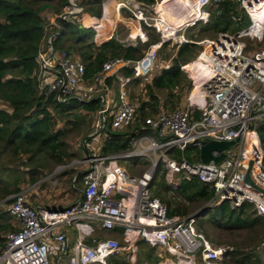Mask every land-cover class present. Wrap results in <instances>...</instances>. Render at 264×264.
<instances>
[{
    "label": "built area",
    "instance_id": "2783aa9c",
    "mask_svg": "<svg viewBox=\"0 0 264 264\" xmlns=\"http://www.w3.org/2000/svg\"><path fill=\"white\" fill-rule=\"evenodd\" d=\"M187 1V20L177 27L163 12L149 19V23L142 11L135 17L160 36V44L171 40L179 46L189 42L186 28L207 23L211 9L222 0ZM235 1L247 13L250 23L239 31L219 33L206 41L197 55L208 74L200 85L205 90L201 99L191 100L189 94L186 106L170 111L159 106L145 117L140 116L138 104L131 101L128 87L132 78L150 79L158 44H149L134 61H105L101 72L90 81L77 56L54 49L55 32L45 37L37 55L38 88L54 92L58 102L98 99L96 129L84 140L87 155L80 161L84 167L77 199L64 207L48 208L32 205L21 189L7 199L9 202L5 201L4 209L15 223L4 236L0 264H113L109 260L117 257L124 259V264H137L139 240L158 249L161 258L166 254L174 256L178 264H224L225 252L231 248L213 246L197 231L195 213L169 216L166 205L152 194L149 183L154 168L161 163L165 177L178 179L175 186L180 179L192 177L209 184L213 189L209 204L225 200L238 207L250 202L256 213L264 216V151L255 128L257 123H264V48L247 52L243 41L246 36L264 39V27L253 19L254 12L263 8L264 0ZM63 9L56 18L70 20L82 10L73 0H68ZM56 18L49 23L51 26ZM139 37L148 42L142 31ZM123 67L132 68L131 76L120 73ZM129 126H137L136 132L148 133L132 137L130 148L123 152L101 155L95 149L99 136L108 137V127L123 131ZM211 139L237 141L222 150L224 157L219 162H202L199 148ZM187 147L197 150L198 159L168 155L172 149L183 151ZM135 156L150 161V166L138 176L118 163ZM250 161L249 176L254 185L244 181ZM69 229L74 231L73 243L67 236ZM96 229L117 233L122 243L115 237L96 239Z\"/></svg>",
    "mask_w": 264,
    "mask_h": 264
},
{
    "label": "trees",
    "instance_id": "16d2710c",
    "mask_svg": "<svg viewBox=\"0 0 264 264\" xmlns=\"http://www.w3.org/2000/svg\"><path fill=\"white\" fill-rule=\"evenodd\" d=\"M138 1L151 4L154 2V0ZM102 2L103 0H79L78 5L83 12L100 18ZM166 2L172 7L170 10L174 14L187 20L189 14L187 0L185 2L167 0ZM67 5L68 0H0V102L6 106L0 107V158L4 154H9V164L15 160L14 156L20 154L28 155L26 160H22V164H27V160L30 162L35 156L43 157L45 160L52 158L57 163L70 159L71 154L67 151V143L64 139L65 128H56L58 122L65 121V124L77 126L76 120L84 118L81 111L93 115L99 108L98 99L88 102L76 99L58 102L55 100L54 92L49 93L38 88L37 55L47 35L55 32L52 40L54 49L63 50L68 55H76L84 64L85 77L91 79L90 81H93L94 77L101 72L105 61L114 58L137 60L149 44L159 41L155 35L142 45H123L114 34L108 40L96 44L94 29L82 26L78 22V14L73 15L70 20H61L57 17L52 26L42 17V11L46 8L52 9L54 14H59ZM253 19L256 24L262 22L259 16L254 15ZM249 23L247 13L239 8L237 1L222 0L211 9L208 22L199 23L195 27L198 28L200 39L203 37L214 39L219 33H234L246 28ZM74 28L80 29V33L70 35V30ZM194 37L188 35L189 42L180 44L175 54L171 57L169 55L168 67L161 68L151 81H146L143 89L147 98L144 100L139 98L138 102L141 117L156 112L159 106L167 111L177 107L180 99L178 89L183 86L191 88L190 81L182 68L185 64H187L185 69L190 73L195 71L199 76L204 74L200 63L201 58L189 64L201 51V46L196 42L200 39ZM167 44L168 42L161 43L158 52L163 51ZM245 49L247 50L248 47L246 46ZM120 73L131 76L132 68L123 67ZM198 75L196 81H198ZM107 80L109 83L110 78ZM141 82L139 78H132L130 85H141ZM197 89L199 92L193 90L190 94L191 100L202 95L199 86ZM163 93L164 96L161 97L160 94ZM146 108L150 112H147ZM137 128L135 126L132 131H127L128 129L113 131L108 127V137L103 142L100 154L123 152L129 148L132 137L148 133L147 130L136 132ZM255 128L264 151V123H257ZM191 150V147L183 151L172 149L168 155L175 159L185 156L189 160L192 159L189 153ZM141 158L135 156L123 159V165L131 170L133 165L140 162L146 163ZM194 159H198V156L195 155ZM34 165L40 167L42 163ZM4 170H8L6 163L0 161V183L6 180L1 177V172ZM82 176V173H79L77 179ZM8 177L14 179L11 184L13 189L6 188L0 194L1 199L11 191L16 193L21 190L18 187L20 172L17 171L14 176L8 175ZM165 178L162 164L157 163L149 188L152 194L166 205L169 216H186L195 213L197 231L202 233L213 246L231 248L225 252L227 259L224 264H263L258 250L264 243V216L256 213L252 203L243 202L238 207H232L225 200L217 204H209L213 198V189L209 184L192 177L180 179L175 187H171ZM7 215V211L0 213V233L13 229L10 222H1ZM241 236V240L230 242L231 238ZM4 243L5 238L0 236V252ZM137 243L139 245L137 264H157L160 261L161 257L153 247L143 240ZM110 261L113 264H120L117 258Z\"/></svg>",
    "mask_w": 264,
    "mask_h": 264
},
{
    "label": "rangeland",
    "instance_id": "374dc122",
    "mask_svg": "<svg viewBox=\"0 0 264 264\" xmlns=\"http://www.w3.org/2000/svg\"><path fill=\"white\" fill-rule=\"evenodd\" d=\"M79 1V0H78ZM77 1V3H78ZM109 0H103L102 2V7L104 4H107ZM117 2L120 1H127V0H115ZM130 3H126L127 7H123L124 9H121V18L117 19L116 21H113V27L115 29L114 34L119 42H121L123 45H142L144 41L141 40L139 37L140 32L142 31L145 34V38L148 40L149 38H152L153 36H157L159 40L161 39L158 34H156L151 27L146 26L143 21H138L135 17V14H138L139 11H142L144 13V18L145 21L149 23V19L153 18L154 16L157 15L158 12H161V8H169L172 9V7L168 6L167 0H154V2L151 3H146V2H139L138 0H130ZM180 2H183V0H180ZM165 5V6H164ZM120 6V5H119ZM263 8H260L259 10L254 12V15L259 16L262 20L261 23L257 24L260 27H264V6ZM64 10V9H63ZM62 10V11H63ZM163 12V11H162ZM176 15V14H175ZM56 14L52 12V9L46 8L44 11H42V17L46 22L50 20L52 23V19H49L51 17H55ZM79 16V14H78ZM177 17L183 18L181 16L176 15ZM111 19H114L113 17ZM186 22V21H185ZM183 21V23H185ZM82 25V24H81ZM83 26V25H82ZM108 27V25H106ZM92 28V27H91ZM49 30V28H47ZM141 29V30H140ZM255 29V28H254ZM56 30V29H54ZM52 30V31H54ZM75 33H80V29L78 30L77 28H74L73 30H70V35H73ZM133 33H137L136 36L132 37ZM186 38H188V35H193L195 36L194 38L200 39L198 35V28L195 26L186 28L185 31ZM213 38H208V37H203L202 39L196 41L200 46L201 50L203 49L204 45L206 44L207 40H211ZM243 41L245 43V46L248 47L247 52H252L254 50H259L264 48V39L262 41L257 40L256 38L253 39L249 36H246L243 38ZM168 44L165 47L163 51H159L158 55L156 57L155 61V66L153 71L150 73V79L148 80L151 81V78L155 76L156 74L159 73L161 68L165 67L167 64H169V55L170 57L173 56L177 50V45L173 44L172 41H167ZM163 43V42H162ZM154 44H158V49L159 46L161 45L158 41L155 42ZM147 48V47H146ZM145 48V49H146ZM144 49V50H145ZM76 56V55H74ZM197 59V56L193 61H191L189 64L194 62ZM187 65V64H185ZM185 65L182 67L184 73L186 74L187 79L190 81L191 88H187L185 86L180 87L178 89V94L180 95V99L177 102V107H182L187 105V98L188 95L193 92H199L197 89V82L196 78L194 79V83L191 77H193V74L195 73L192 72L190 73L185 69ZM202 72L205 74L206 70L202 69ZM141 85H135L132 84L128 87V92L129 96L132 102L138 104L140 101L139 98L144 100L146 97L145 90L143 87L146 85V80L141 79ZM194 84V86H193ZM202 91H205L203 86L201 87ZM191 92V93H190ZM203 95V92H200ZM199 93V94H200ZM115 94H117V89H115ZM161 97L164 96L163 94H160ZM161 99V98H160ZM0 107L4 108L6 107L5 104L0 102ZM82 116L84 117L83 119L78 118L77 121V126L74 124H65V121L63 122H58L56 128H65V135L64 139L67 143V151L71 154L70 159L64 160L60 163L55 162L54 159L49 158L48 160H45L43 157H33L31 161L29 162L27 160V164H22V160H26L28 155L25 154H20L18 156H14L15 160L11 162V164L8 163V160H10L9 154H4L0 158V161L3 163H6V169L3 172H1V177L5 178L6 180L1 181L0 183V194L4 192V190L7 188L9 190L13 189V180L12 178L8 177V175H13L18 171L20 172V179L18 183L19 189H22L25 191L26 196L28 197V201L32 204H38L40 206H48L50 208L52 207H57V206H63L66 204L67 199H69L72 194L74 193L72 189V182L74 179L75 174H78L81 172L83 169V165L80 164V161L82 160L84 155H87L86 152L83 150L85 149L84 146V140L88 139L91 134L95 132V119H96V114H91L87 113L84 111H81ZM135 126H129L127 131H132V129ZM98 144L95 147L98 152H101V147L103 145V142L105 140V136H99L98 137ZM90 141L88 142V144ZM130 148V147H129ZM128 149V148H127ZM190 157L194 159L195 155H197V150L192 148V150L189 152ZM159 154V153H158ZM187 158V157H186ZM142 159V158H141ZM188 159V158H187ZM189 159V160H192ZM146 163H138L136 165L132 166V169L129 170L126 168V170L134 175L138 176L140 175L143 171H145L149 166H150V161L148 159L143 158V162ZM33 162V163H32ZM42 165L38 167L36 164ZM120 165H123V159L118 162ZM125 167V166H124ZM37 168V169H35ZM16 170V171H15ZM34 170V172H32ZM10 172V173H9ZM12 173V174H11ZM73 174V175H72ZM64 176H66L64 178ZM15 178V177H14ZM64 179V180H63ZM166 182L169 183L171 187H175V184L177 182V178H172L168 179L167 177L165 178ZM81 181L76 182L74 181V186H80ZM63 188V191H60V189ZM60 191V192H59ZM77 191V190H76ZM15 191H11L8 195H6L5 198L1 199L0 198V213L4 212V205L6 204L5 201L10 198V196L14 193ZM78 193V192H77ZM62 196L64 197V200H59V197ZM58 199V200H57ZM10 218H12L9 214L7 217L2 219L1 222L9 221ZM6 232L0 233V236L3 238L5 236ZM227 237L228 235H224ZM94 237L96 239L98 238H106V237H115L120 243H122L120 236L116 234H108V233H102L101 231L96 229V232L94 233ZM223 237V238H225ZM231 237H229L230 239ZM242 236L235 237L234 239L231 238L230 242H234L236 240H241ZM226 238V240H229ZM225 240V239H224ZM225 244V243H224ZM156 252H158V249L154 248ZM138 250H139V245H138ZM259 253L261 255L262 262L264 264V245L262 244L259 247ZM138 253V251H137ZM118 261L120 264H124L125 261L124 259L117 257ZM110 261V260H109ZM164 263V264H178L177 259L174 256H171L170 254H166L165 257L160 258V261L157 263ZM183 264V263H179Z\"/></svg>",
    "mask_w": 264,
    "mask_h": 264
},
{
    "label": "crops",
    "instance_id": "0c3cea01",
    "mask_svg": "<svg viewBox=\"0 0 264 264\" xmlns=\"http://www.w3.org/2000/svg\"><path fill=\"white\" fill-rule=\"evenodd\" d=\"M73 1L75 3H77L78 0H73ZM127 2L130 3L131 1L127 0V1L117 2L115 0H109L107 4L103 5V7H102V16L100 18H97L95 16H91L90 14L82 11V13L79 14V16H78V22L80 24H82L84 27H92L95 30L94 41H95L96 44H100L101 42H103L105 40H108L109 38H111L114 35L115 29L113 27L112 22L116 21L119 18H121L120 11H121V9H124L123 7H127V5H126ZM85 17H87L86 18L87 20L85 19ZM112 17L114 19H111ZM49 19H52V21H53L54 17H51ZM48 23H51L50 20L48 21ZM106 25H108V27ZM136 35H137V33H133L132 37H134ZM77 175L78 174H75V176H74L75 180L73 179V182H72V189H73L74 193L72 194V196L69 199H67L65 205L57 206V207L66 206V205L70 204L71 202H73L75 199H77V197L79 196V193H77L78 192L77 188H79L80 186L79 187L78 186H74V181L76 182V180H77V182H78ZM65 177L66 176H64V178ZM80 181H81V179H79V182ZM60 191H63V188H61ZM59 200H64L65 201L64 197H62V196L59 197ZM44 207H48V206H44ZM9 221H11L10 223L13 226V224L15 223V220L13 218H10ZM102 233L111 234L110 232H102ZM67 236H68L70 242L73 243L74 242V231L71 230V229L67 230Z\"/></svg>",
    "mask_w": 264,
    "mask_h": 264
},
{
    "label": "water",
    "instance_id": "95a60500",
    "mask_svg": "<svg viewBox=\"0 0 264 264\" xmlns=\"http://www.w3.org/2000/svg\"><path fill=\"white\" fill-rule=\"evenodd\" d=\"M71 19V17L69 18ZM236 140H232V141H226V140H209L207 142H205L200 148H199V159L202 162H208L210 160H213L214 162H219L223 157L224 154L222 152V150L224 148H227L229 145L234 144ZM213 151H218L220 154L218 156H214L212 154ZM252 166V161L249 162L248 164V168L247 171L245 172V176H244V181L254 185L252 180L250 179L249 176V172H250V168ZM262 192L264 193V190H262Z\"/></svg>",
    "mask_w": 264,
    "mask_h": 264
},
{
    "label": "bare ground",
    "instance_id": "6f19581e",
    "mask_svg": "<svg viewBox=\"0 0 264 264\" xmlns=\"http://www.w3.org/2000/svg\"><path fill=\"white\" fill-rule=\"evenodd\" d=\"M180 1V0H179ZM186 0H183V2H185ZM160 10H162L163 11V13L169 18V20H171L172 22H173V24L172 25H174V26H180L181 24H183V21L185 22V19L184 18H180V17H177L174 13H173V11H171L170 9H168V8H162V9H160ZM161 11V12H162ZM172 28H174V27H172ZM198 75V73L197 72H195L194 74H193V77H192V79H193V83H194V79L196 78V76ZM206 76H208V74H207V72L205 73V74H203L202 76H199L198 75V81H196L197 82V87L199 86L200 87V89H201V84L204 82V80H206L205 78H206ZM202 91V90H201ZM203 92V91H202ZM203 95H201L200 96V99H201V97H202Z\"/></svg>",
    "mask_w": 264,
    "mask_h": 264
},
{
    "label": "clouds",
    "instance_id": "9594fccd",
    "mask_svg": "<svg viewBox=\"0 0 264 264\" xmlns=\"http://www.w3.org/2000/svg\"><path fill=\"white\" fill-rule=\"evenodd\" d=\"M82 13V10H81V12H79V13H77V14H81ZM95 31V30H94Z\"/></svg>",
    "mask_w": 264,
    "mask_h": 264
}]
</instances>
